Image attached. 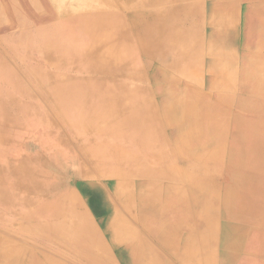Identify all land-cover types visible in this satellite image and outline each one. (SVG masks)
Instances as JSON below:
<instances>
[{
  "label": "bare ground",
  "instance_id": "1",
  "mask_svg": "<svg viewBox=\"0 0 264 264\" xmlns=\"http://www.w3.org/2000/svg\"><path fill=\"white\" fill-rule=\"evenodd\" d=\"M105 1L0 0V221L8 224L11 219L19 235L18 241L0 236V264H59L44 255L47 250L41 243L67 254L58 242L61 238L70 239L76 248L84 242L100 252V230L92 221L97 214L92 205L99 204L98 199L103 200L105 210L114 211L120 223L125 213L116 205L124 189L137 178L159 171L155 163L159 148L177 155L176 140L181 139L190 142L189 153L195 148V153L205 154L211 146L212 151L217 149L216 139L222 141L228 135L223 121L226 109L218 99L227 94L226 85L232 81L234 60L227 51L238 44L231 13L217 11L216 3L207 7L205 18L214 27L209 34L203 31V23L183 27L165 8L193 0H119L140 6L132 9L129 19L117 0ZM220 1L230 6L264 4V0ZM192 29L194 34L189 32ZM262 32L264 15L254 14L243 25L242 42L248 45L250 37L252 43L254 35ZM178 36L186 39L184 50L170 41ZM257 53L244 73L249 83L256 77L264 81V38ZM156 62L166 67L170 82L187 76L178 97H167L163 112L152 97L151 76H144L145 67L151 66L158 81ZM198 67L211 73L213 80L207 73L199 74ZM21 76L28 79L29 89ZM201 86L218 89L220 94L207 93V98H216L213 102L204 97L187 101L201 92ZM164 119L168 126L181 129L177 139L168 137ZM247 127L238 123L234 140L256 152L259 145L247 138ZM259 136L264 141V128ZM194 163L193 171L203 165ZM235 168L226 170L230 188L224 187L221 194L226 202L234 192L238 171L245 175L262 169H251L249 163L240 161ZM188 188L196 189L194 184ZM210 189L205 186L202 191ZM82 190L86 197H77ZM102 192L108 194L107 199ZM219 199L220 192L215 195ZM106 226L104 222L99 227L113 241L120 233H129L120 225L111 231ZM223 241L227 253H233L235 243L225 237ZM258 250L254 247L252 252ZM231 255L238 263L236 255Z\"/></svg>",
  "mask_w": 264,
  "mask_h": 264
},
{
  "label": "rangeland",
  "instance_id": "2",
  "mask_svg": "<svg viewBox=\"0 0 264 264\" xmlns=\"http://www.w3.org/2000/svg\"><path fill=\"white\" fill-rule=\"evenodd\" d=\"M115 1L116 0H106L105 2H110L112 4V2L114 3ZM117 1L115 3L122 5V10L126 8L125 12H128L126 13L127 19L131 18L134 14L132 13V9L137 10L138 7H140L138 5L131 7V4L127 1H124L123 3ZM162 2L165 3L166 1ZM214 3L217 4V11L224 10L226 13H231L230 16L235 23L234 27L236 30L234 36L237 37L238 40L237 47L227 51L229 52L228 58H232L234 60L232 81L226 85V88H228L227 94L223 97H219L218 99V103L223 105L226 109V111L224 110L225 113L223 114V121L229 128H227L228 135L226 138H223L224 140L222 141L216 139L215 143H218V146L216 145L218 150L216 149L215 151H212L211 149L213 146H211L205 151V154H203L204 152L201 151H197L198 153H195L194 148L190 151V154V146H187V143L190 142L188 141L185 143L181 141V139L180 141L177 139L178 135H180L181 129H179L176 125L168 126L166 124V120H163L166 125L164 128L168 131V137H172V140L175 137L177 139L176 147L179 149L177 154H187V157L185 158L182 157L179 159V156L177 157V165H180V167L181 165H187V200L188 203L192 202L190 204L193 208H195L191 212L196 213L197 210H200V219L202 220L200 230L196 231L195 234L193 233L194 235L192 236L196 235L195 237H197V235L199 236L202 234L204 235V238L207 237V253H187V258L184 257V253H168L169 256L166 253H122L119 238L120 235H118L117 239L113 241L110 234L106 233L105 229V232H103L102 228L99 227L105 222L108 224L106 229L111 231L114 228H118L119 221L114 216V213H112L114 211L111 209L105 210L103 200L98 199L99 204L92 205L94 213H97L96 216L93 217L94 220L92 221L97 230L98 228L100 230L98 231L100 234V252L97 248H94L92 245L87 243L85 244L84 242H80V248H76L74 245H71L70 239L61 238L58 242L63 244L62 246L67 249L65 250L67 251V254H64L60 250L54 251L52 246L41 243V247L47 250L44 252L45 254L43 253L45 256L47 254L50 258H56L59 264H264V154L261 153H264V145H262V142L264 144V141L263 138L259 136V132L264 128V81H262L259 77H256L249 83L247 82V79H245L244 75L251 63L257 59V46L260 39L264 38V33L262 32L259 36L254 35V42L252 39V43L250 37L248 45L247 43L244 44L242 42L243 25L245 24L247 18H252L254 14L264 15V4L241 2L235 6H230L228 2L220 0H193L182 1L177 4L169 5L165 8L168 9V12H172L175 20L183 27H194L198 23H203L205 25L203 31L211 34L210 32L214 27L212 25V21H209V18H205L208 14H205L204 11L207 7H212V4ZM189 32L190 34H194L196 30L192 29ZM171 39V42L177 43V49H185L187 45L186 39L182 41L183 37L180 39L179 36ZM205 44L208 45V42ZM229 54L231 55L229 56ZM187 63H181L182 67L187 69L189 66ZM153 66L154 71L158 72L157 78L159 82L153 77L155 72H152L151 66L145 67L146 70L144 76H151L149 84L151 89L154 91L152 97L155 98V104L157 105L159 111L163 112L164 107L168 104L166 100L168 99L167 97H176L178 95V90L182 91L184 88V82H187V76H183V79L181 80L178 79V82H170V73L166 70V67L159 65L157 62L154 63ZM263 66L264 61L261 62V67ZM197 71L199 74L207 73L209 80L212 78V74L206 72L204 68L198 67ZM20 80L26 85L29 83L26 77L21 76ZM196 80L201 79L197 78ZM212 80L213 79H211V81ZM171 85H173V90L169 91L168 87ZM27 87L29 89L28 85ZM203 87L204 86L200 87L202 88L200 93L196 92V95L194 94L195 96L187 97V101H197L204 97L208 102H213L216 98H207V93L212 91V93L214 92L215 94H220L218 89H210L208 87L204 89ZM35 95L38 94L36 93ZM37 102L40 101L37 100ZM193 110L202 112V108H196ZM2 123V120H0V124ZM238 123L241 127L248 126L245 129V134L247 138L253 140L254 143L259 145V150L256 149V152L249 151L240 145L239 142L237 143L234 140V129ZM252 123H257V125H253ZM249 127L258 129V131L254 133V131ZM211 151L213 156L209 158L207 154ZM218 160H220L219 163L217 162ZM238 160L240 162L249 163V165L252 166L251 169H255V166L259 168L261 166L262 169L257 173H255V170H252V174L248 173L245 175L238 171L236 177L234 178L236 183H234L232 187L234 192L232 193L230 199L227 200V203L226 199L224 201L223 196L221 197V194L223 195V188L226 186L230 188V182L229 179H227L229 177L225 175L226 170L229 166L235 168V166H237V162H239ZM194 162H203V165H200L199 170L193 171V167L195 166ZM217 169L219 171L216 173ZM106 183L110 184L109 181ZM194 183L199 186V188L190 191L188 187L190 184L193 185ZM201 185H204V187L208 186L211 189L203 192ZM219 186L221 187V191L219 190ZM100 189L102 190V188ZM108 190L111 191V189ZM218 192H220V199L217 201L215 200V195H217ZM102 194L103 198H108L107 193L102 192ZM78 195L86 197V193L83 190L76 193L77 197ZM193 199H197L200 202L202 201L204 204L201 205L203 206L201 208L199 206L194 207ZM117 206H119V203H117L116 207ZM85 208L88 211L87 204L85 205ZM187 217L189 218L190 215H187ZM10 220H8V224H2L0 221V236L3 238L5 237L6 239L8 238L18 241L17 238H19V235L14 231L16 229L14 225L11 224ZM196 222L201 224L199 219L198 221L196 220ZM188 225H190V223H188ZM189 229L190 228H187V230ZM196 230H198V228H196ZM224 237L235 243V250L233 253L236 255L238 263L236 262V258L231 255L233 253H227V250L224 248ZM144 239L150 244H157L158 242L157 239L148 235L144 236ZM191 245L193 244L191 243ZM195 245L196 247H193L194 250L199 247L203 248L197 240H195V244L193 246ZM191 247L192 246H190V248ZM254 247L260 251L258 250V253H255L254 251L252 252ZM32 248L40 250L37 246H33ZM154 251L158 252L157 249H154Z\"/></svg>",
  "mask_w": 264,
  "mask_h": 264
},
{
  "label": "crops",
  "instance_id": "3",
  "mask_svg": "<svg viewBox=\"0 0 264 264\" xmlns=\"http://www.w3.org/2000/svg\"><path fill=\"white\" fill-rule=\"evenodd\" d=\"M158 150L155 163L159 171L151 177L137 178L124 189L123 198L118 202L125 213L119 225L129 231L127 235L120 233L122 253H185L186 258L187 253H207V237L192 236L200 230L202 220L198 216L200 210L191 212L195 208L192 202H187V165H177V157L185 158L187 154L167 155L162 148ZM194 187L199 188L195 183ZM193 200L194 207L203 206L197 199ZM198 219L201 224L196 222ZM146 235L157 239V244L145 241ZM195 240L203 248L194 250Z\"/></svg>",
  "mask_w": 264,
  "mask_h": 264
}]
</instances>
